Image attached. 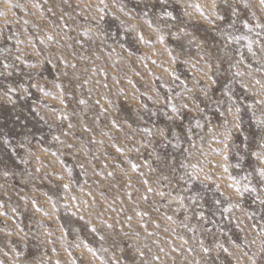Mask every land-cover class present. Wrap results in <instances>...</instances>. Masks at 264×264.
<instances>
[{"label":"rangeland","instance_id":"374dc122","mask_svg":"<svg viewBox=\"0 0 264 264\" xmlns=\"http://www.w3.org/2000/svg\"><path fill=\"white\" fill-rule=\"evenodd\" d=\"M262 101L264 0H0V264H264Z\"/></svg>","mask_w":264,"mask_h":264},{"label":"snow or ice","instance_id":"6c2138e0","mask_svg":"<svg viewBox=\"0 0 264 264\" xmlns=\"http://www.w3.org/2000/svg\"><path fill=\"white\" fill-rule=\"evenodd\" d=\"M195 7H199V5H196ZM167 15H169V16H171L172 14L171 13H167ZM141 38H143L142 36H141ZM262 103H264V101H262ZM174 111H175V108L173 109ZM262 174H264V173H262Z\"/></svg>","mask_w":264,"mask_h":264}]
</instances>
